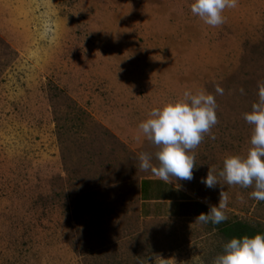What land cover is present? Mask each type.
Masks as SVG:
<instances>
[{"label":"rangeland","instance_id":"obj_1","mask_svg":"<svg viewBox=\"0 0 264 264\" xmlns=\"http://www.w3.org/2000/svg\"><path fill=\"white\" fill-rule=\"evenodd\" d=\"M192 2L0 0V264H213L264 233L254 186L222 179L228 219L195 222L220 199L201 179L252 147L264 0H238L218 27ZM186 90L212 94L218 122L194 179L166 183L140 168L159 149L138 125Z\"/></svg>","mask_w":264,"mask_h":264},{"label":"clouds","instance_id":"obj_2","mask_svg":"<svg viewBox=\"0 0 264 264\" xmlns=\"http://www.w3.org/2000/svg\"><path fill=\"white\" fill-rule=\"evenodd\" d=\"M237 3L238 0H193L191 12L205 24L218 27L225 23L224 10L235 8ZM240 91L243 93V88ZM216 93L223 95L224 89L218 85ZM183 96L182 100L153 108L149 118L138 125L143 136L159 149L155 153L158 166L153 165L150 154L141 153L140 168L151 171L166 183L194 179L196 164L192 151L218 122L216 99L212 94L204 91L193 94L186 90ZM244 120L253 128L252 147L246 157H226L218 173L209 169L207 176L201 179L200 182L209 189L220 186V199L218 205L210 206L207 213H200L195 222L219 225L228 219L224 211L228 197L222 190L221 179L227 185L254 186L251 197L264 201V83L258 85V102L244 114ZM213 264H264V233L231 238L223 245L222 253Z\"/></svg>","mask_w":264,"mask_h":264},{"label":"trees","instance_id":"obj_3","mask_svg":"<svg viewBox=\"0 0 264 264\" xmlns=\"http://www.w3.org/2000/svg\"><path fill=\"white\" fill-rule=\"evenodd\" d=\"M149 182H150V181H145L144 185L147 187V185L149 184ZM146 187H145V188H146ZM147 192H148V191H145V195H147V194H146Z\"/></svg>","mask_w":264,"mask_h":264},{"label":"crops","instance_id":"obj_4","mask_svg":"<svg viewBox=\"0 0 264 264\" xmlns=\"http://www.w3.org/2000/svg\"><path fill=\"white\" fill-rule=\"evenodd\" d=\"M148 195V193H146Z\"/></svg>","mask_w":264,"mask_h":264}]
</instances>
